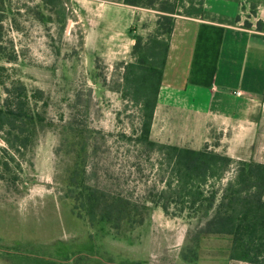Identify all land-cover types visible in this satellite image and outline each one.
I'll use <instances>...</instances> for the list:
<instances>
[{"label":"rangeland","instance_id":"rangeland-1","mask_svg":"<svg viewBox=\"0 0 264 264\" xmlns=\"http://www.w3.org/2000/svg\"><path fill=\"white\" fill-rule=\"evenodd\" d=\"M47 1L0 2V65L50 99L32 151L12 152L0 137V264H184L193 247L196 264H219L224 238L194 241L204 214L171 217L137 199L140 214L113 229L73 213L65 186L77 144L104 185L125 195L145 189V154L120 138L140 127V111L118 89L133 39L154 34L158 14L126 9L122 0ZM116 6L123 10L102 11Z\"/></svg>","mask_w":264,"mask_h":264},{"label":"trees","instance_id":"trees-1","mask_svg":"<svg viewBox=\"0 0 264 264\" xmlns=\"http://www.w3.org/2000/svg\"><path fill=\"white\" fill-rule=\"evenodd\" d=\"M122 2L158 14L155 33L146 39L137 36L135 60L122 63V85L118 89L140 111V127L132 135L120 134V138L135 146L140 155L145 154V189L138 195L135 187L133 193L125 195L104 185V173H90L84 154L87 148L77 144L65 186V198L71 201L73 213L89 225L98 221L113 229L140 214L137 199L162 208L171 217L212 214V219L195 231L196 243L206 236L225 237L231 241L230 260L264 264V164L235 161L207 148L193 150L152 137L180 0ZM3 22L0 17V38ZM1 54L0 41V60ZM5 59L13 62L16 57ZM7 72L8 68L0 65V137L12 152L24 154L33 150L38 129L48 124L50 99L43 89L30 90L24 81L9 77ZM90 132L104 133L95 128ZM83 134L81 130L78 133ZM198 248H189L191 256L188 250L184 253L188 256L183 258L186 263L198 262Z\"/></svg>","mask_w":264,"mask_h":264},{"label":"crops","instance_id":"crops-1","mask_svg":"<svg viewBox=\"0 0 264 264\" xmlns=\"http://www.w3.org/2000/svg\"><path fill=\"white\" fill-rule=\"evenodd\" d=\"M263 94L264 0H180L153 139L264 164ZM212 237L226 242L219 264H248L230 260L228 238Z\"/></svg>","mask_w":264,"mask_h":264}]
</instances>
